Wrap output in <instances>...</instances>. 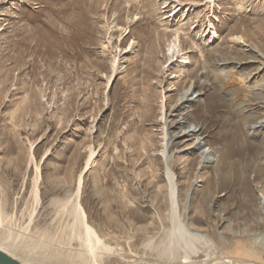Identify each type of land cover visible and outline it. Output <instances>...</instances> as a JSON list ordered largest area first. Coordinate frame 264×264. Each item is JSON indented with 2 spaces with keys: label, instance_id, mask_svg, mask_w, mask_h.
Instances as JSON below:
<instances>
[{
  "label": "rangeland",
  "instance_id": "obj_1",
  "mask_svg": "<svg viewBox=\"0 0 264 264\" xmlns=\"http://www.w3.org/2000/svg\"><path fill=\"white\" fill-rule=\"evenodd\" d=\"M207 1L0 0L1 243L68 242L82 177L87 222L114 249L104 264H213L239 241L242 264H264V0ZM178 222L202 240L171 243Z\"/></svg>",
  "mask_w": 264,
  "mask_h": 264
},
{
  "label": "bare ground",
  "instance_id": "obj_2",
  "mask_svg": "<svg viewBox=\"0 0 264 264\" xmlns=\"http://www.w3.org/2000/svg\"><path fill=\"white\" fill-rule=\"evenodd\" d=\"M211 1H213V0H208L207 3L211 2ZM181 4H182V2L180 1L179 5H181ZM200 4H203V3H200ZM192 5L196 6L197 3L192 2ZM199 21L201 22V27H203L205 25V22L203 21V19H200ZM211 23H212L211 20H209L210 25H211ZM210 28H212V27H210ZM179 32H180V30H178V29L174 32L175 33L174 39H172L169 43V49L168 50H169L170 55H172V56H175V54L178 53V51H179V46L181 44V37H180ZM212 33L214 36L217 35V31H214ZM161 34L166 35L168 33L164 31V32L159 33V36H161ZM194 45H197V43L194 42ZM207 57L211 58L213 56L211 54H209ZM117 61H118V59L115 58L114 64H113L114 69L116 68L115 66L117 64ZM196 72H197V70L193 69L190 71L189 75L191 77H194V76H196ZM190 95L191 94H188V91L182 92L180 95V99L186 98V100L188 101L189 100L188 98ZM218 99H219V95H217V93H212V95L210 96L209 103H208V105H209V107H208L209 112L208 113H210L211 117H213L212 115L214 114V110L216 109L217 105L219 104ZM162 124H163L162 130H163V135H164V141L166 142L165 145H163V147H164L163 152H164V158H166L168 160L169 154L166 155V151H167V149L170 150V148L174 146L173 143L171 145H169L170 144V138L172 137V136L169 138L167 137L168 134H170L169 128H171V126L172 127L176 126V124H178V123H176V121H171V120L168 122V120L166 118L165 122H163ZM179 125H181V124L179 123ZM199 135L200 134L196 131H189V132H186L184 137H185V140H189V138H190V140H194L192 143L195 145V147L199 148V147H202V145H203V142H201V140L197 141V139L199 138ZM236 139H237V137H236ZM234 140H235V138L232 141H234ZM229 142H231V141L229 140ZM233 144L235 145V143H233ZM236 145H237V143H236ZM238 145H239V143H238ZM231 146H232V144H231ZM235 148L236 147H234V149ZM227 149H228V147H227ZM168 152H170V151H168ZM93 154H94V151L91 150L90 156H89L88 161H87V166H89L90 163L92 162ZM173 167H174L173 164H170L168 162L166 163L165 168H166V175H167L168 183H169V195H170V200H171V209L170 210L172 212L170 214V216H171V220L173 222V225L176 227L177 221H175V220H177L176 217L178 218L177 212H178V206L179 205H178V199H177V191H178L177 190V183H176L175 173H174ZM223 180H225V179H223ZM81 184H82V177H80V179H79V185H78V189H77V200L72 204V206L70 208L71 214H72V216H74V223H73L72 231H71L72 235H71V238H69L70 240L68 242H66L65 240H59L58 243L57 242L55 243V240L52 239L50 237V235H48L46 233L45 236H46L49 244H47V248L44 249V251L24 254V253L18 251L15 247L8 246V245L3 244L1 242H0V249L5 251L7 254H9L10 256L15 258L16 260H18L21 264H44L46 262L47 263L50 262L51 264H104V261L107 258L106 255L107 254L110 255L114 249L105 241V239L99 234V232H97L94 229V227L89 225V223L87 222L86 214L83 210V207L81 206V203L79 202V193H80V189H81ZM37 196H38V192H36V197ZM65 209H67V207H65ZM2 217H4V216H3L2 207L0 205V224L2 222ZM178 223L179 224L177 227L179 230L177 229L178 231H176V229L174 227V229H171V233H169L171 235V243H174L175 240H176V242H178L179 237L182 238L181 240L184 242L183 244H185L186 246L191 245L190 243L193 240H195V241H201L202 240L201 235L197 232H192L190 230V228L188 227L187 223H185V222H178ZM220 239L224 240L223 236L220 237ZM73 240L78 241V243L80 244V247H81L80 249L71 250L70 247L61 245V244L71 243ZM151 242H152V240H149V245H151L150 244ZM243 246H244V244L241 241H239L237 250H235V252L232 253V255H234V256H231V257L229 256V257H224V258L220 257L218 259V261L216 263H213V264H242V263H244V260L245 259L247 260V256L252 257V255L254 253L251 250L244 251ZM184 249L185 248H183V250ZM112 253H114V252H112ZM170 254H171V256L172 255L175 256V252L173 250L170 251ZM190 254L191 253H189L188 250H186L183 258L185 260L190 259L191 258ZM69 259L72 262H68ZM250 261H252V260H250ZM253 262H256V261H252V263Z\"/></svg>",
  "mask_w": 264,
  "mask_h": 264
},
{
  "label": "water",
  "instance_id": "obj_3",
  "mask_svg": "<svg viewBox=\"0 0 264 264\" xmlns=\"http://www.w3.org/2000/svg\"><path fill=\"white\" fill-rule=\"evenodd\" d=\"M0 264H21L18 260L0 249ZM132 264H151V263H132Z\"/></svg>",
  "mask_w": 264,
  "mask_h": 264
}]
</instances>
